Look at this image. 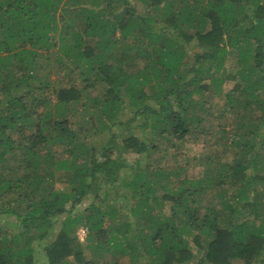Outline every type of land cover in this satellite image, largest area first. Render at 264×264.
<instances>
[{"label":"trees","instance_id":"1","mask_svg":"<svg viewBox=\"0 0 264 264\" xmlns=\"http://www.w3.org/2000/svg\"><path fill=\"white\" fill-rule=\"evenodd\" d=\"M236 260L264 264V0H0V264Z\"/></svg>","mask_w":264,"mask_h":264},{"label":"rangeland","instance_id":"2","mask_svg":"<svg viewBox=\"0 0 264 264\" xmlns=\"http://www.w3.org/2000/svg\"><path fill=\"white\" fill-rule=\"evenodd\" d=\"M219 107H220V105L217 104L216 108H219ZM126 117H129V116H126ZM217 123H218L217 119L211 122V124L209 125L212 127V128H210L211 131L217 130ZM216 132H218V131H216ZM218 133H219L218 136H220L221 133L220 132H218ZM217 137H215V135L210 134V135L206 136L204 139L202 138V140H198L197 142H192V143L187 144V147L184 150V152H185L186 156L189 157L190 162H191L189 167L187 168L188 174H190L191 176L192 175L196 176L200 173V171L202 169V166H200V164H198V162L196 163V162L192 161V158L195 155H198L199 153H201L203 151L207 152V153H209L211 151V154L218 151L222 155L225 154V152H223L224 150H223L221 144H219L218 142L215 143L216 142L215 140ZM212 143H214L213 146H212ZM222 155H221V157H222ZM208 199H210V198L207 197L204 200L207 201ZM85 235H86V230H84V229L78 230V236H79L81 241H84ZM234 264H244V263L241 260H236Z\"/></svg>","mask_w":264,"mask_h":264}]
</instances>
